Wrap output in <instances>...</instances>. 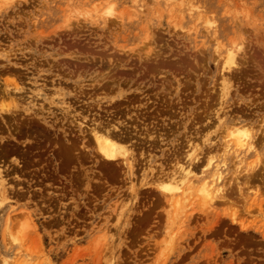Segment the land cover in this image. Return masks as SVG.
<instances>
[{
    "label": "rangeland",
    "instance_id": "374dc122",
    "mask_svg": "<svg viewBox=\"0 0 264 264\" xmlns=\"http://www.w3.org/2000/svg\"><path fill=\"white\" fill-rule=\"evenodd\" d=\"M0 264H264V0H0Z\"/></svg>",
    "mask_w": 264,
    "mask_h": 264
},
{
    "label": "bare ground",
    "instance_id": "6f19581e",
    "mask_svg": "<svg viewBox=\"0 0 264 264\" xmlns=\"http://www.w3.org/2000/svg\"><path fill=\"white\" fill-rule=\"evenodd\" d=\"M231 132H232V130H231ZM230 136H233V138L237 141V142H235L236 145L238 144L237 148H240V149H244L245 148V146H246V142L245 141H247V140H245V141L242 140V137H248V134L246 132H244L243 130H239V131H236L235 133H232V135H230ZM94 137H95V141H96V144H97L98 151H99L100 155L105 160L110 161V162L116 161L118 159L119 155L122 154V151H121L122 149L121 148H124V147H120V144L118 143L119 141L116 142L113 139L114 137H116L115 135L112 138L111 135H108V134L106 135V137L105 136L104 137H99V135L96 136L94 134ZM248 147H249V145H248ZM229 148L230 147L226 148V153L230 152ZM125 151H127V150H125ZM125 151L123 150V153ZM242 161L243 160H241V162ZM210 165H211V163H210ZM190 175H191V172H185V175H183L184 179L181 180L183 183L186 182V181H188V183H189V186L186 188V192H191V190L194 189V185L197 184L199 186L198 187L199 188V193L202 196V198L204 199V201H213V199L215 198L214 194L217 193V190H216L217 188L216 187L220 183V180L222 179V173L219 172L216 175V177L214 178V181H209L207 179V176L205 175L204 177H202L200 179H197L196 181L192 182V181H190ZM172 187H174V186H171L169 184H165L163 188L165 190H168L169 192L177 191L179 189V187H177L176 189H174ZM177 204H178V207H179L180 201H178Z\"/></svg>",
    "mask_w": 264,
    "mask_h": 264
}]
</instances>
